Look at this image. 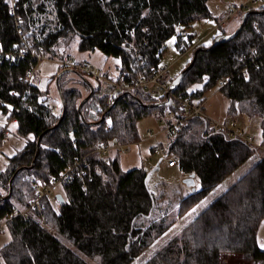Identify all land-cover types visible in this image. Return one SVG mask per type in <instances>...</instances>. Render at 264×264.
<instances>
[{
  "label": "trees",
  "instance_id": "16d2710c",
  "mask_svg": "<svg viewBox=\"0 0 264 264\" xmlns=\"http://www.w3.org/2000/svg\"><path fill=\"white\" fill-rule=\"evenodd\" d=\"M207 2L0 0V110L10 113L17 135L25 139L22 150L8 159L7 168L0 173V189L7 193L10 178L21 168L13 180L11 195L0 200V218L6 219L10 232V240L0 248L6 264H226V258L236 264H264V248L256 239L258 223L264 216V151L260 149L264 148V12L250 14L228 41L212 46L217 37L226 34L220 30L210 43L194 44L193 34L179 29L210 18ZM248 10L264 11V4ZM45 12L52 15L48 21L51 27L45 36L37 37L31 27ZM42 25L40 31L45 30ZM172 37L177 50L190 51L184 68L196 51L191 68L174 94L203 102L204 92L217 87L218 81L229 80L218 87L228 101L227 115L258 117L261 146L248 145L215 129L205 117H191L167 138L169 152L178 156V169L186 176L194 174L200 184L199 189L182 198L176 216L159 211L157 197L147 184V171L142 167L122 170L118 154L107 162L97 161L101 171L90 179L62 183L65 196L62 202L55 198L57 208L49 197L44 202L46 226L40 224L34 211L27 218L13 215L33 196L34 182L58 177L75 157L99 143L137 142L136 121L151 113L161 114L166 106L150 107L164 97L141 91L113 95L106 85L100 93L98 83L82 105V115L88 122L84 123L77 106L90 87L80 74L77 81L87 89L84 96L77 87L66 86L64 78L71 71L62 69L55 78L62 72L58 95L65 113L54 127L62 113L61 99L60 112L54 114L33 77L24 78L28 69H35L37 60L30 54L6 58L4 53L29 43L55 56L77 39L81 51L98 49L105 56L116 57L120 75L146 76L159 66ZM194 85L198 87L192 88ZM167 108L176 112L175 101ZM40 135L38 155L30 167ZM88 156V161L96 163L95 156ZM252 156L254 162L244 174L143 262H137L179 213L199 202Z\"/></svg>",
  "mask_w": 264,
  "mask_h": 264
},
{
  "label": "rangeland",
  "instance_id": "374dc122",
  "mask_svg": "<svg viewBox=\"0 0 264 264\" xmlns=\"http://www.w3.org/2000/svg\"><path fill=\"white\" fill-rule=\"evenodd\" d=\"M243 0H208V8L211 14L210 18L198 20L191 24L189 28L179 29V32H186L193 34L192 42L208 44L212 41V38L223 30L226 34L234 31L239 23L243 14L249 8H257L261 4H248L246 7H242L240 11L236 12L230 19L226 20L221 29L217 26V22L224 16L226 12L234 9L237 6H241ZM52 19V15L45 12V14L38 15L37 24L31 27V30L37 35V37H43L50 30L48 21ZM44 24L45 30L40 31ZM178 31V30H177ZM40 35V36H39ZM174 37L167 41V49L163 54L160 65H170L168 71V78L173 79L186 65L190 51L180 52L172 43ZM51 53V52H50ZM47 53V55H50ZM57 54H55L56 56ZM58 55L69 56L76 61L86 62L95 67H105L110 65L113 69V74H117L118 59L113 56H105L100 50H85L81 51L77 47V39L61 50ZM172 64V65H171ZM35 72L32 80L34 83L45 93L48 104L51 106V110L54 114L60 112V98L57 92L55 84V74L62 71L56 63L51 60H40L35 65ZM67 77V78H66ZM69 77V78H68ZM93 87L100 83L90 75L83 76ZM79 76L73 72L65 76L64 81L66 86L77 87L82 96L87 93V89L77 81ZM198 85H194L192 88H197ZM100 93L106 90V85L101 83ZM202 102V110L205 117L211 122H224L227 125L231 124V117L227 115L228 101L219 91L218 87H214L204 92ZM194 103H199L198 99H193ZM170 109L163 108L160 115L151 113L141 117L136 121V127L139 135V140L135 143H131L126 147V151L119 154L120 166L122 170L127 171L135 167H142L147 171V184L149 189L157 197V204L159 205V211L162 209L167 211L171 216H176L179 204L182 198L186 197L189 193H192L191 187H187L182 183V179L186 175L182 176L178 174L177 167H166L158 165L160 158L158 155L152 153V147L163 143L167 146L168 135L163 128L166 127L167 122H173V116L169 115ZM237 116L236 124L232 127L234 131L239 134L245 133L253 137V144L255 147L261 146L262 135L259 125V118L256 116L245 117ZM5 130L6 133L2 134ZM148 131L153 136L148 137ZM25 144V139L19 137L16 133V123L10 118V113H2L0 110V173L7 168L8 159L18 151L22 150ZM264 151L263 148H260ZM254 157H250L243 164L237 167L229 176L222 180L215 188H213L207 195L190 207L185 212L179 213L172 224V226L158 239H156L149 247H147L137 258V262H143L152 252H154L162 243L174 235L188 220H190L196 213L203 209L212 199L220 194L225 188L231 185L237 178H239L248 168L253 164ZM200 188L199 181H195V190ZM0 194L3 196L6 194L5 190L0 189ZM60 194L63 198L65 196L63 187L58 185L56 189L49 193V199L51 205L56 209L57 204L54 201L55 195ZM6 219L0 218V248L3 244L10 240V232L5 225ZM256 239L258 246L264 245V216L260 219L256 232ZM226 264H236L230 258L225 259ZM0 264H6L0 255ZM129 264H134L131 262ZM239 264V263H238Z\"/></svg>",
  "mask_w": 264,
  "mask_h": 264
},
{
  "label": "built area",
  "instance_id": "2783aa9c",
  "mask_svg": "<svg viewBox=\"0 0 264 264\" xmlns=\"http://www.w3.org/2000/svg\"><path fill=\"white\" fill-rule=\"evenodd\" d=\"M14 2V1H13ZM264 3V0H243L241 6H237L234 9L229 10L224 14V16L217 22V26H221L226 20L230 19L236 12L240 11L242 7H246L248 4H259ZM17 25H19L17 21ZM0 54H3V51L0 50ZM27 54H30L33 58L38 61L40 60H51L58 65L61 69H67L75 74H80L83 76L90 75L94 79L98 80L100 83H104L112 91V94L115 95L118 92L134 93L135 91H141L148 94L151 97H164L165 94L169 92V86L171 79L168 78V71L170 65H160L153 69L150 74L146 76H130V75H120L119 70L117 69V74H113V69L110 65L105 67H95L86 62L76 61L69 56L61 55H47L44 53L41 46L32 48L31 44L26 43L23 48L15 47L11 52L4 53V57L12 59L15 57L23 58ZM172 65V64H171ZM35 70L30 68L26 71L24 78L30 80L34 76ZM243 75L246 76V70H243ZM79 76V77H81ZM229 80L224 79L217 82V87L224 86L225 83H228ZM169 96L176 103L177 110L174 112L170 110L169 115L173 116L174 121H168L166 127L163 128V131L166 132L168 136L174 135L178 127L187 119L195 116L205 117L202 110V102L194 103L190 98H182L174 93H170ZM109 104H113L112 99L109 101ZM160 115V113H156ZM206 118V117H205ZM207 119V118H206ZM231 124L227 125L224 122H211L209 123L215 129H222L226 133L230 134L232 137H238L248 145L253 144V137L251 135L242 133L239 134L232 129L236 124V119L231 117ZM3 134L6 131L2 132ZM148 137L153 136L150 131L147 134ZM131 143H120V142H106L99 143L89 152L80 157H75L71 165H69L65 171H63L58 177H52L45 182H34L33 183V196L29 199L27 205L20 210H15L13 215H19L24 218H27L31 211L36 212L39 215V222L41 225H47V219L45 215V201L48 199L50 192L54 191L58 185H61L64 182H68L70 179L84 180L85 178L90 179L92 174H98L101 171V168L97 161L107 162L110 157L114 155L122 154L126 151V147ZM264 149V148H263ZM152 153L159 156L160 165L166 167H178V156L170 153L167 146L163 143L157 144L152 147ZM88 154L95 156L96 163L88 161ZM88 157V158H87ZM88 169V170H86ZM183 176L182 171L179 173ZM84 187V185H82Z\"/></svg>",
  "mask_w": 264,
  "mask_h": 264
},
{
  "label": "water",
  "instance_id": "95a60500",
  "mask_svg": "<svg viewBox=\"0 0 264 264\" xmlns=\"http://www.w3.org/2000/svg\"><path fill=\"white\" fill-rule=\"evenodd\" d=\"M263 12H264V11H258V10H247V11L243 14L242 20H241L240 24L238 25V27H237L234 31H232L231 33L224 34V35L221 36V37H217V38L214 40V42L212 43V46L215 45V44H217V43H219V42H225V41H228V40L232 39L233 37H235L236 34L242 29L244 23L246 22L247 17H248L250 14H252V13L259 14V13H263ZM195 54H196V51H195V53H194V56H193L191 62H190V63H189V64H188V65H187L182 71H180V73H179L178 75H176V76L172 79V81H171V83H170V86H169V92H167V93L165 94V100L162 101V102L154 103V104L150 105V107H153V106H155V107H158V106H166V107H167V106H169L170 104H172V99H171V97L169 96V94H170V93H174V92L176 91V89L180 86V84H181V82H182V80H183V78H184L185 73L191 68V66H192V64H193V62H194ZM61 73H62V72H60V73L56 76V78H55V84H56V88H57V91H58L59 94H60V88H59L58 81H59V76H60ZM86 83H87V85L90 87V91H89V93H88V94H87V95H86V96H85V97L79 102V104H78V106H77V111H78V113H79V115H80V118H81L82 122H84V123H88V122L85 121V119H84V117H83V115H82V112H81V108H82L83 103H84V102L90 97V95H91V94L93 93V91H94V87H93L88 81H87ZM60 99H61V103H62V106H63V107H62V113H61V116H60L58 122L56 123V125H55L54 127H56V126L59 124V122L61 121V119L63 118L64 113H65V104L63 103V100H62V97H61V96H60ZM102 119H103V117L101 118V120H102ZM92 123L95 124V123H98V122H92ZM40 138H41V135H40V136L38 137V139H37V151H36V153H35V155H34V159H33L32 164H31L30 167L33 166L34 161H35V159H36V157H37V155H38L39 144H40ZM20 169H21V168L17 169V170L13 173L12 177H11L10 180H9V189H8V192L6 193V195H4L3 197H1L0 200H1V199H6V198H8V197L11 195L13 180H14L16 174L20 171ZM194 177H195L194 174H189V175H187L186 177H184V178L182 179V183H183L184 185H186L187 187H191L192 192L196 191V190H195V178H194ZM55 198H56V200H57L58 202H62V201H63V197H62L60 194H56V195H55Z\"/></svg>",
  "mask_w": 264,
  "mask_h": 264
},
{
  "label": "crops",
  "instance_id": "0c3cea01",
  "mask_svg": "<svg viewBox=\"0 0 264 264\" xmlns=\"http://www.w3.org/2000/svg\"><path fill=\"white\" fill-rule=\"evenodd\" d=\"M158 165H160V163L158 164ZM177 170H178V174L180 173V170L178 169V167H177ZM180 175V174H179ZM184 176V175H183Z\"/></svg>",
  "mask_w": 264,
  "mask_h": 264
},
{
  "label": "snow or ice",
  "instance_id": "6c2138e0",
  "mask_svg": "<svg viewBox=\"0 0 264 264\" xmlns=\"http://www.w3.org/2000/svg\"><path fill=\"white\" fill-rule=\"evenodd\" d=\"M117 63H119V61H117ZM261 247H264V245H261Z\"/></svg>",
  "mask_w": 264,
  "mask_h": 264
}]
</instances>
